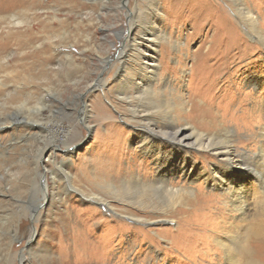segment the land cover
I'll return each mask as SVG.
<instances>
[{"label":"rangeland","instance_id":"obj_1","mask_svg":"<svg viewBox=\"0 0 264 264\" xmlns=\"http://www.w3.org/2000/svg\"><path fill=\"white\" fill-rule=\"evenodd\" d=\"M246 1L250 7L252 6L251 9L256 10L254 14L259 17L264 28V0ZM155 2L156 11H162L160 16L162 22L156 21ZM234 6L231 0H38L35 9L40 8L41 11L20 10L24 20L22 24L8 27L0 23L3 31L8 28L24 30L35 22L47 25L41 32L35 30L31 45L23 49L11 44L8 48V58L12 60L16 57L18 60L17 65L14 64L15 61L12 62V67L8 65L9 70L6 73L10 74L12 71V75L6 77L7 83L19 85L23 89L19 95L8 97L0 95V126H2L0 130V264H198L196 262L199 260L206 259L201 255L202 251L191 252L187 243L179 250L189 260L179 263L178 258H172L157 263L163 255L162 249L168 247L169 241L161 238V249H150L145 243L142 250L137 252L140 249L139 245H131V240L136 234L133 229L134 232L131 230L124 233L121 246H115L109 256H102L103 254L99 252L104 251L103 239L113 238L114 234L102 237L101 233L106 225L98 223L90 227L91 232L82 230V235L78 237V234L72 231V225L78 222L76 214L83 210L93 207L102 210L100 218H97L105 217L112 220L111 224L116 226L114 232L117 233L122 232V228L127 223L148 229L150 236H153L154 228L158 226L175 228L176 222L133 223L129 216L107 211L104 206L101 207L76 192L68 185V181L65 182L64 176L66 173L69 174L72 184L78 189L90 194L94 192L101 194L99 191L102 189L98 181H85V179L81 180V177L87 173L91 176L93 173L98 175L105 173L103 176H108L105 172L108 169L107 164H114L116 169H120L117 175L108 176L117 180L128 173L137 172L140 168L139 163L144 153L135 143L134 123L127 120L129 112L116 100L119 90V66L102 68L104 65L102 60L107 56V52L110 51L114 59L118 48L124 45L123 42L129 45L134 43V40L139 38L146 18L151 15V18L160 23L161 29L163 28L169 37H173L169 42L174 44V41H178L182 44L186 43L189 47L190 52H179L172 45L170 49L173 54L168 59V66L171 67L165 69V72L171 71L172 78L176 79L178 76L182 78L178 68L180 62L184 63L189 74L196 59L194 51L199 47L202 52H206L217 41L220 46L226 43L243 46L259 45V38L250 34L240 23ZM131 26L135 27L132 33L129 32ZM124 31V36H120L119 33ZM166 42L161 41V43ZM259 48L260 52L255 55L250 53L245 56L247 59L241 62V66L250 57L260 58L262 66L257 75L264 81V47L261 44ZM198 58L199 63L205 60L202 54ZM211 58L212 55L206 57L208 61H213ZM200 67L205 69L203 74L195 72L192 78L187 74L184 76L183 88L191 90V94L196 90L199 92L210 90L211 87L217 89L219 87L217 85L221 84L220 79L226 77L225 71L208 72L206 65ZM7 68L0 70V78L4 77ZM13 68L17 70L15 71L17 74L14 73ZM246 74L248 73L245 72L244 75ZM101 77L107 79L104 90H108L109 93L108 98H104V102L110 111L96 109L95 114L87 118L88 123H84L82 121L84 103L90 105L93 97L101 94L102 91L98 87L97 91L91 92L87 97L81 96V93L84 94L87 87L97 83ZM199 86L200 89H197ZM249 89L245 88L247 92ZM223 90L228 91L225 92L227 97L220 108L224 114L220 110H215L214 113L218 114L219 118L225 115L226 125L239 130L235 142L237 149H240L239 152L261 150L264 156V135L262 136L264 112L250 110L253 97L261 90L264 92V89L253 91V96H245L242 90L235 86ZM209 94L201 95L198 99L207 98ZM261 96L264 102V94ZM18 102L25 104L14 108L13 106ZM1 103H7L8 111L13 113L17 111L20 116L38 120V124H43L44 128L41 132L35 128L33 132L26 122H19L21 120L16 116V120H13L4 114ZM30 108L41 110L37 113L35 109L32 111ZM108 115L117 118V124L121 128L111 140L104 138L109 133L107 128L110 125L107 123L108 120H104ZM87 125H90V128ZM257 131L261 132V139L250 142V133H258ZM28 133L36 135L31 137L30 134L27 135ZM107 140V145L110 146L107 148L106 145L104 148L103 145ZM51 144L55 145L54 150L45 152L44 149ZM103 150H106V156L101 155L105 152ZM102 156V160H99ZM91 160L93 163L89 164ZM145 175L152 177L151 173ZM45 178L49 182V193H46L47 188L43 185ZM199 182L202 181L199 180L196 184ZM253 183L252 179L247 178L242 183V190L238 189L233 195V203H231L234 206L250 209L246 217L247 221L254 220L253 202L256 194L263 191ZM201 186L208 190L205 185ZM117 211L121 212L122 209L118 208ZM119 220L125 223L120 225L121 227L116 223ZM96 221L98 219L94 220ZM74 238L77 239V245L80 244V247L72 244ZM89 239L100 242L103 248L97 245L86 249ZM199 245L202 249V244Z\"/></svg>","mask_w":264,"mask_h":264},{"label":"bare ground","instance_id":"obj_2","mask_svg":"<svg viewBox=\"0 0 264 264\" xmlns=\"http://www.w3.org/2000/svg\"><path fill=\"white\" fill-rule=\"evenodd\" d=\"M231 1L236 6L240 23L250 34L258 37L259 45L262 44L264 47V28L261 26L259 17L254 14L256 10L251 9L252 6L250 7L246 0H235L239 3L234 0ZM37 6L38 0H0V23L8 27L13 24H22L24 20L20 10L41 11L40 8L35 9ZM156 6L155 2L154 11L157 10ZM156 14V21L162 22L160 17L162 11H156ZM150 18L151 15L146 18L139 38H136L134 43L129 45L123 42L124 45L118 48L114 59L109 51L102 60L104 64L102 68L104 69L113 65L119 66V90L116 100L129 112L127 120L134 123L135 143L145 156H142L143 158L139 163L140 168L135 173L125 174L126 176L119 180L108 177L109 175H117L120 170L116 169L114 164H107L108 169L105 172L108 176H103L105 173H99V175L93 173L92 176L89 173L84 174L81 180L98 181L102 189L99 191L101 194L97 192L90 194L83 189H78L72 184L69 174L66 173L64 177L65 182L68 181V185L73 187L76 192L101 207L104 206L107 211L129 216L133 223L159 224V222L168 221L176 222V226L175 228H160L161 226H158L154 228L153 236H150L148 229L134 224H125L119 220L116 222L117 225L125 224V226L122 228V232L117 233L114 232L115 224H111L113 221L105 217L99 219L102 210L93 207L88 210H80L81 212L76 214L78 222L72 225V231L77 233L79 237L83 233L82 230L91 232L90 227L93 224L106 225L103 233H101L102 237L110 234H114V237L103 239L105 241L104 248L100 242H94L90 239L87 241V247H85L90 249L93 246H101L104 251L99 253L103 254L102 256L111 254L115 246L117 247L123 242L124 233L133 229L136 234L134 233L135 236L131 240V245H139L140 249L137 252L142 250L145 243L149 245L150 249H161V238L169 241L168 247L162 249L163 255L157 263L172 258H178L179 263L189 260L179 250L188 243L187 246L190 247L191 252L202 251L204 254L201 252V255L206 257V259L203 257L205 260L195 261L198 264H264V156L261 150L258 152H239L240 149H237L235 143L237 135L240 133L239 130L226 125L225 115H222L220 119L218 114L214 113L215 110L222 108L221 103H224L227 97L228 91L223 90L225 88L227 90L231 86H235L237 89H241L245 96H253V91L264 89V81L257 75L262 66L260 58L250 57L241 66V62L247 59L245 56L260 52L259 45L250 46L247 44V46H243L236 43H226L220 46L219 41H217L206 52H202L201 47H199L194 51L196 59L191 70L189 69V74H187L188 69L184 63L180 62L178 68L180 75L182 73V78L178 76L174 79L171 77L170 70L165 72L166 68L171 67L168 66V59L173 54L170 48L173 45L179 52H190L189 47L186 43L174 41L173 44V42H169L170 39L173 40V37H169L168 33L164 32L163 28L161 29L160 23ZM2 25H0V70L7 68L8 65L11 66L14 61V64L17 65L18 59L16 57L12 60L8 58V48L11 44L24 49L33 42L35 30L41 32L47 27L46 24L35 22L24 30L8 28L3 31L1 30L3 29ZM134 28L131 26L129 32L132 33ZM124 33L125 31L120 32L119 35L124 36ZM163 40L167 42L161 43ZM201 54L205 60L199 63L198 57ZM208 55H212L211 60L213 61L206 59ZM199 64L200 66L206 65L208 72H226V77L221 78L219 81L221 84L217 85L221 89L211 87L210 90H204V92L196 90L195 93L191 94V90L183 88V79H185L186 74L192 78L195 72L200 74L205 72V69L198 66ZM7 70L9 67L4 71V77L0 78V95L8 97L9 95L21 94L22 87L7 83L6 77L12 75V71L9 74L6 73ZM13 71L14 73L17 72L15 68ZM245 72L248 74L244 75ZM106 86L107 79L101 77L97 83L90 84L84 94L81 93V96L87 97L91 92L97 91L98 87L102 91L101 94L93 97L90 105L84 103L82 109L84 115L82 121L84 123H88L87 118L89 119L95 114L96 109L109 110L104 102V98H108L109 93L108 90H104ZM245 88L250 89L247 92ZM206 93H210V96L207 95V98L198 99L199 96L201 97ZM261 94H264L262 90L253 97V104L250 109L252 112L255 110L264 112ZM1 104L5 111L4 114L13 120H16V116L21 120L19 122H26L33 132L35 128H38L40 132L44 128L43 124H38V120L20 116L17 111L14 113L8 111L7 103ZM24 104L18 102L13 107L17 108ZM30 109L36 110L37 113L41 110L40 108ZM220 111L224 114L222 110ZM104 120H108L107 123L110 125L107 128L109 133L104 138L111 140L113 135L115 136L118 131L120 132L121 128L117 124V118H114L113 115L106 116ZM88 127L90 128V125ZM1 129L2 126H0ZM27 135L33 137L36 134L28 133ZM249 137L250 142L261 139V132L250 133ZM107 143L108 140L105 141L104 148ZM109 146L107 145V148ZM54 147L55 145L51 144L44 151H52ZM67 150L70 151V149ZM103 151L105 152L101 155L106 156V150ZM103 156L99 157V160H102ZM92 163L91 160L89 164ZM147 173H151L152 177H146L145 174ZM76 178L75 180H77ZM247 178L252 179L253 185L259 186L263 190L255 196L253 202L254 220L250 221L249 219L246 220L250 211L248 207L231 204L233 203V195L238 189L242 190V183ZM199 180L202 182L196 184ZM43 185L47 188V193L49 187L47 178H45ZM201 185H205L208 190H205ZM118 208H121L122 211H117ZM169 217L171 218L169 219ZM96 219L98 221L94 222ZM76 238L73 239L72 244L74 246L77 245ZM199 244H202V249ZM194 245L196 246L194 247ZM150 253L152 254V252Z\"/></svg>","mask_w":264,"mask_h":264}]
</instances>
